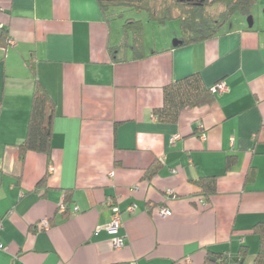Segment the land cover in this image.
Wrapping results in <instances>:
<instances>
[{
  "label": "crops",
  "instance_id": "obj_1",
  "mask_svg": "<svg viewBox=\"0 0 264 264\" xmlns=\"http://www.w3.org/2000/svg\"><path fill=\"white\" fill-rule=\"evenodd\" d=\"M116 15L98 0H0V264H204L210 251L254 264L253 227L264 219V142L254 140L264 123V0L252 25L237 12L209 40L176 47V23L162 44L147 45L145 34L138 59L131 43L112 56L124 36ZM193 73L227 91L177 122L157 120L164 87ZM36 81L55 106L52 146L21 161ZM229 154L238 162L226 171ZM155 161L162 168L148 180ZM251 162L257 175L245 186ZM211 175L218 189L201 211L194 181ZM109 201L121 210V249L104 228Z\"/></svg>",
  "mask_w": 264,
  "mask_h": 264
},
{
  "label": "trees",
  "instance_id": "obj_2",
  "mask_svg": "<svg viewBox=\"0 0 264 264\" xmlns=\"http://www.w3.org/2000/svg\"><path fill=\"white\" fill-rule=\"evenodd\" d=\"M105 16L113 6H126L118 0H98ZM258 0H195L190 2L174 3L168 0L149 2L139 1L136 4H127L138 12L147 11L148 19L159 24L169 20H178L180 24V38L176 47L190 45L196 42L209 40L221 34L224 25L237 12L251 16L253 6ZM136 5V6H135ZM128 8V7H127ZM122 15V11L115 13ZM123 16V15H122ZM108 17V20L110 18ZM124 36L120 44L111 48L112 56L119 52H125L131 43L134 49V59L142 58L145 50L144 24L141 19L129 17L123 23ZM0 44L8 45L7 30L1 28ZM131 38V40H130ZM126 59V57H124ZM33 61L29 60V67L34 70ZM217 100V94L212 87H207L199 73H193L186 77L172 81L164 87L163 105L154 109L155 118L161 122H177L181 112L188 108L212 105ZM55 118V106L51 96L40 84L35 82L32 104L30 109L28 131L25 139L19 144V158L25 160L28 152L33 151L50 155L53 136V121ZM255 144L264 142V123L254 136ZM254 152H251L253 154ZM238 162L237 154H229L226 157V171H229ZM162 168L159 161L152 163L146 170L144 177L151 180ZM257 168L250 163L244 176V185L253 183L256 179ZM47 184L43 177L39 185ZM197 192L194 193L192 203L199 210L206 209L210 204L213 194L217 192V176H204L194 181ZM173 195V194H172ZM203 201V202H201ZM66 212H69L68 202ZM201 202V203H200ZM254 233L260 238V248L254 264H264V219L257 222L253 227ZM230 257L210 251L204 264H228Z\"/></svg>",
  "mask_w": 264,
  "mask_h": 264
},
{
  "label": "rangeland",
  "instance_id": "obj_3",
  "mask_svg": "<svg viewBox=\"0 0 264 264\" xmlns=\"http://www.w3.org/2000/svg\"><path fill=\"white\" fill-rule=\"evenodd\" d=\"M160 1L162 0H157L156 6L159 5ZM109 11L111 15H113V13H118L122 11L123 16L116 15L117 17H119L118 21H122V23L124 22L126 18H129V17H134V18L141 19V20L143 19L142 21L144 24V30L146 28V31L144 32V39H145V34H146L147 45H150V44L154 45L156 44V42L162 44L164 41L163 40L164 36L167 34L170 35V33H168L169 32L168 24L176 23V26H179L180 28V24L178 20H169L164 24H159V23L152 21L151 24H149L148 17L145 11L138 12L136 9L130 8V7L127 8L124 6H113L110 8ZM248 17H247V22H248ZM115 23L116 22H114V24ZM171 42L173 43V38L171 39Z\"/></svg>",
  "mask_w": 264,
  "mask_h": 264
},
{
  "label": "built area",
  "instance_id": "obj_4",
  "mask_svg": "<svg viewBox=\"0 0 264 264\" xmlns=\"http://www.w3.org/2000/svg\"><path fill=\"white\" fill-rule=\"evenodd\" d=\"M212 88H213V91H215V92L227 91V85L223 81H219ZM111 176H113V172L111 173ZM109 204L111 205L112 215H111L109 223L107 225H105L104 228L113 236V238H112L113 246H115V248H117V249H121V248L125 247V245H126V236L119 232L123 226L122 217H121V210L117 205H114L111 201H109ZM61 208H62V210H65L64 205H62ZM128 211L130 213H132L134 210L132 207H129ZM159 212L162 215H169L171 213L170 210L167 208H161L159 210ZM38 227L40 229L48 228L49 227L48 219H42L39 222ZM4 249H5V246L0 241V250H4Z\"/></svg>",
  "mask_w": 264,
  "mask_h": 264
},
{
  "label": "flooded vegetation",
  "instance_id": "obj_5",
  "mask_svg": "<svg viewBox=\"0 0 264 264\" xmlns=\"http://www.w3.org/2000/svg\"><path fill=\"white\" fill-rule=\"evenodd\" d=\"M118 1H120V2L122 3V5L126 4V6L129 7V5H127V4H131V5H133V4H136L137 2H139V1H143V0H118ZM146 1H149V2L151 3V2H155V1H157V0H146ZM168 1L174 3V2L177 1V0H168ZM179 1H181V2H190V1H195V0H179ZM136 5H137V4H136ZM136 5H135V6H136ZM124 7H125V6H124ZM132 7H134V5H133ZM145 12H146V14H147V16H148V12H147V11H145Z\"/></svg>",
  "mask_w": 264,
  "mask_h": 264
},
{
  "label": "water",
  "instance_id": "obj_6",
  "mask_svg": "<svg viewBox=\"0 0 264 264\" xmlns=\"http://www.w3.org/2000/svg\"><path fill=\"white\" fill-rule=\"evenodd\" d=\"M252 21H253V20H252V17L249 16V17H248V22H249L250 25H252ZM235 259H236V258H235Z\"/></svg>",
  "mask_w": 264,
  "mask_h": 264
}]
</instances>
